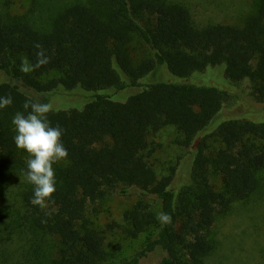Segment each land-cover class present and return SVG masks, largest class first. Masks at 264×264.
Wrapping results in <instances>:
<instances>
[{"label": "trees", "instance_id": "trees-1", "mask_svg": "<svg viewBox=\"0 0 264 264\" xmlns=\"http://www.w3.org/2000/svg\"><path fill=\"white\" fill-rule=\"evenodd\" d=\"M37 3L31 16L0 7V98L12 101L0 108V201L17 187L10 205L0 203V264H143L157 253V264H209L215 224L258 191L264 173V0L240 25L204 27L168 0ZM36 44L50 60L25 72V61H37ZM217 66L231 87L247 84L262 115L225 118L227 91L185 82ZM168 73L185 83L168 82ZM57 97L86 101L48 114L63 129L68 156L53 165L51 200L37 206L12 119L26 114L29 98L52 104ZM167 126L186 150V177L178 181L176 166L159 178L144 156L150 133ZM118 191L136 196L125 231L147 240L130 258L110 262L88 215ZM161 213L171 221L159 220Z\"/></svg>", "mask_w": 264, "mask_h": 264}, {"label": "rangeland", "instance_id": "rangeland-1", "mask_svg": "<svg viewBox=\"0 0 264 264\" xmlns=\"http://www.w3.org/2000/svg\"><path fill=\"white\" fill-rule=\"evenodd\" d=\"M40 0H0V7H7L12 15H32L37 12ZM183 5L191 13V17L199 27L228 24L240 25L255 11L256 0H168ZM6 5V6H5ZM41 12V11H40ZM42 9L41 19L46 18ZM38 14L34 16L38 22ZM169 75V76H168ZM168 82L189 83L197 86L215 87L227 91L232 102L223 111V117H243L247 120L262 115L263 107L251 103L248 97L247 84L231 87L224 75V66L210 67L202 74H195L186 79H176L168 73ZM137 89L126 91L123 96L135 93ZM86 100L72 97H57L52 101L53 109L68 110L80 108ZM81 103V104H80ZM254 121V120H252ZM255 122H261L255 120ZM181 135L173 126H167L157 132L150 133L149 146L144 152L146 161L160 178L167 176L172 167H177L176 181L186 177V150L180 146ZM216 181V182H215ZM218 183V178L213 179ZM260 188L246 201L235 203L231 212L217 221L213 228L218 249L209 264H264V173L260 175ZM3 196L1 205H10V197L17 193L16 185ZM18 200V198L15 197ZM136 203L133 194L113 193L111 198L95 214L88 215L89 228L104 237V248L110 262L123 261L141 249L146 242V235L131 238L125 231L123 216ZM155 210L159 212L158 205ZM13 249L14 244L11 245ZM161 259L159 253L150 256L143 264H157Z\"/></svg>", "mask_w": 264, "mask_h": 264}, {"label": "clouds", "instance_id": "clouds-1", "mask_svg": "<svg viewBox=\"0 0 264 264\" xmlns=\"http://www.w3.org/2000/svg\"><path fill=\"white\" fill-rule=\"evenodd\" d=\"M35 47L37 61L29 66L25 61L22 70L25 72L36 70L47 64L50 60L45 56L40 44ZM11 98H0V108L11 104ZM25 113L17 112L12 119L13 137L17 149L26 152L29 156L26 164L27 182L33 185V198L31 203L44 206L46 201L56 191L55 170L53 165L67 158L68 151L62 142L63 129L58 125L52 126L48 114L53 110L51 103L42 102L39 98H29L23 105ZM30 109V111H29ZM164 223H169L171 217L161 213L158 217Z\"/></svg>", "mask_w": 264, "mask_h": 264}]
</instances>
